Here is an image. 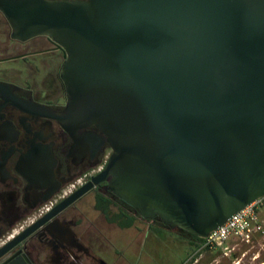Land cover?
Returning <instances> with one entry per match:
<instances>
[{
    "label": "water",
    "instance_id": "water-1",
    "mask_svg": "<svg viewBox=\"0 0 264 264\" xmlns=\"http://www.w3.org/2000/svg\"><path fill=\"white\" fill-rule=\"evenodd\" d=\"M0 11L12 38L64 49L67 105L50 117L74 148L111 149L0 264H34L71 235L58 216L102 183L141 217L204 239L264 199V0H0Z\"/></svg>",
    "mask_w": 264,
    "mask_h": 264
},
{
    "label": "flooded vegetation",
    "instance_id": "flooded-vegetation-1",
    "mask_svg": "<svg viewBox=\"0 0 264 264\" xmlns=\"http://www.w3.org/2000/svg\"><path fill=\"white\" fill-rule=\"evenodd\" d=\"M65 60L64 49L48 36L27 41L12 38V29L0 11V81L9 89L7 94L0 93V249L44 216L28 221L45 206L46 198L55 201L51 211L99 174L107 162L104 158L111 155L108 144L99 147L95 141L90 146L74 148L72 137L50 117L63 112L67 105L61 76ZM89 193L94 198H110L117 211L124 213L123 222L130 215L137 228L145 227L149 238L164 239L172 229L157 217L145 219L134 209L123 208L118 197L107 189V183L95 186ZM80 199L58 216L66 231L84 213L83 202L77 203ZM174 230L191 247L199 243L186 231ZM58 236L60 241L52 242L44 256L56 252L64 262L75 258L85 264V246L67 234ZM34 237L36 244L48 239L43 233ZM31 259L41 264L39 254ZM98 264L115 263L100 260Z\"/></svg>",
    "mask_w": 264,
    "mask_h": 264
},
{
    "label": "rangeland",
    "instance_id": "rangeland-1",
    "mask_svg": "<svg viewBox=\"0 0 264 264\" xmlns=\"http://www.w3.org/2000/svg\"><path fill=\"white\" fill-rule=\"evenodd\" d=\"M108 158L107 155L104 160ZM90 194L77 203H90ZM256 208L261 229L252 230L249 241L231 237L206 250L191 247L176 236L174 229L169 231L168 237L156 239L148 237L145 227L133 226L116 228L113 234L107 235L109 240L102 242L97 252L103 261L115 264H264V201L257 203Z\"/></svg>",
    "mask_w": 264,
    "mask_h": 264
},
{
    "label": "crops",
    "instance_id": "crops-1",
    "mask_svg": "<svg viewBox=\"0 0 264 264\" xmlns=\"http://www.w3.org/2000/svg\"><path fill=\"white\" fill-rule=\"evenodd\" d=\"M90 195V203L83 201L85 205L84 213L78 217L74 225L69 226L72 235L69 236L74 242H79L85 246L86 252L82 260L85 264H98V261L102 260V258L97 250L101 248L100 245L102 242L109 240L110 236L107 237V235L113 234L116 228L130 229L135 226V223L133 224L130 215H128L129 219L123 222L122 216H120L121 211H117L115 208L116 203L107 196H104V198L110 200L112 204L109 209V214H105L101 209L97 208V204L99 203L97 202V198H94V194ZM117 208L119 209L118 206ZM39 262L41 264H81L75 258H72L68 263L64 262L56 252H53L48 257L39 255Z\"/></svg>",
    "mask_w": 264,
    "mask_h": 264
},
{
    "label": "built area",
    "instance_id": "built-area-1",
    "mask_svg": "<svg viewBox=\"0 0 264 264\" xmlns=\"http://www.w3.org/2000/svg\"><path fill=\"white\" fill-rule=\"evenodd\" d=\"M72 187H74V185ZM54 203L55 201L53 200L48 201L41 211L30 217L28 221L34 222L37 218L45 215L50 211ZM257 203L249 205L244 210L236 213L227 221V223L211 232L210 235L205 238V242L201 248L210 250L219 243L227 242L231 237H239L243 238V240L249 241L250 232L252 230L261 229L259 214L256 208Z\"/></svg>",
    "mask_w": 264,
    "mask_h": 264
},
{
    "label": "trees",
    "instance_id": "trees-1",
    "mask_svg": "<svg viewBox=\"0 0 264 264\" xmlns=\"http://www.w3.org/2000/svg\"><path fill=\"white\" fill-rule=\"evenodd\" d=\"M106 164V161H104V165ZM117 201L118 203H120V205L125 208V209H132L133 208L131 206H129L128 204H126L125 202H123L121 199L117 198ZM264 201V199H262L260 202ZM97 202L99 204H97V208L98 209H101L105 214H109V209H110V206L112 204V202L110 200H108L107 198H104V196H101L99 195L97 197ZM120 216L124 217V213H120ZM133 222V221H132ZM185 234L191 238H193L195 241H198L199 243L196 245V247L198 248H201L202 245L204 244L205 242V239L204 238H199V237H196L192 234H190L189 232H185ZM229 241V240H228Z\"/></svg>",
    "mask_w": 264,
    "mask_h": 264
}]
</instances>
